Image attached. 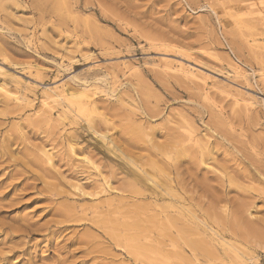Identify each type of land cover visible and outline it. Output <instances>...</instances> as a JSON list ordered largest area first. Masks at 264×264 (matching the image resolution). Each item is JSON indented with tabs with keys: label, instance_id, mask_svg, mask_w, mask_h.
<instances>
[{
	"label": "rangeland",
	"instance_id": "1",
	"mask_svg": "<svg viewBox=\"0 0 264 264\" xmlns=\"http://www.w3.org/2000/svg\"><path fill=\"white\" fill-rule=\"evenodd\" d=\"M1 84L0 264H156L125 247L174 202L136 168L264 264V0H0Z\"/></svg>",
	"mask_w": 264,
	"mask_h": 264
},
{
	"label": "bare ground",
	"instance_id": "2",
	"mask_svg": "<svg viewBox=\"0 0 264 264\" xmlns=\"http://www.w3.org/2000/svg\"><path fill=\"white\" fill-rule=\"evenodd\" d=\"M62 1V0H61ZM63 6V5H62ZM218 8H216L217 10ZM221 10V9H220ZM218 10V11H220ZM213 11V10H212ZM214 12V11H213ZM220 13V12H219ZM216 14V13H214ZM217 15V14H216ZM219 17V15H217ZM216 16V17H217ZM220 19V18H219ZM223 20V19H222ZM220 21V20H218ZM162 62V61H161ZM169 62V61H168ZM171 63V61H170ZM170 63H164L162 65V70L165 72H172V73H178L180 74V76L182 75L184 78L187 79H193L195 81H203V77H199V75L197 74V72L192 71V70H188L182 68V66L180 67H175L173 65H171ZM179 66V65H178ZM161 68V67H160ZM160 70V71H162ZM171 74V73H170ZM169 75V74H167ZM205 84V82H203ZM2 85V84H1ZM206 85V84H205ZM7 86V85H6ZM209 86V85H208ZM91 87V86H90ZM199 87V86H198ZM73 90V89H72ZM12 91V90H11ZM220 91V90H219ZM0 93L2 94V96L7 99L10 100L11 96H13V92L11 93L3 84L2 86H0ZM49 94H47L46 92V96L42 101V105L48 106L49 103L52 104H57L59 102H67V105L65 104V107H70L71 105V101L74 99L75 95L73 92H70L66 89H61L59 90H54L52 92H48ZM93 93V92H92ZM234 94V93H233ZM86 95V94H83ZM1 96V95H0ZM2 97V98H3ZM240 98V96H237ZM242 97V96H241ZM3 98V100H4ZM88 98V97H87ZM207 99V98H206ZM76 100V99H75ZM85 100V99H84ZM119 100V99H118ZM16 101V100H15ZM78 101V100H77ZM90 100H86L83 103H79V106L77 107V112L78 113H82V114H86V112L88 111V108L90 107ZM247 101V100H246ZM239 100H236V103H238ZM63 103V104H64ZM76 103V102H75ZM211 103V102H210ZM51 104V105H52ZM213 104V103H212ZM246 104V103H245ZM243 105V104H242ZM50 106V105H49ZM54 106V105H53ZM213 106V105H212ZM44 108V106H43ZM54 108V107H53ZM91 108V107H90ZM252 108V107H251ZM45 109V108H44ZM218 109V108H217ZM220 109V108H219ZM44 111V110H43ZM49 112V111H48ZM221 112V111H220ZM43 113V112H42ZM219 113V112H218ZM59 114V113H58ZM220 116V115H219ZM130 130H127L126 132H129L130 134H141L139 131L135 132L134 130H132L131 128H129ZM192 130V129H191ZM128 133V134H129ZM189 133V132H188ZM191 135V134H190ZM138 137V136H137ZM104 138V137H103ZM193 138V137H192ZM191 138V139H192ZM196 138V137H195ZM193 140V139H192ZM200 142V141H198ZM206 143H208L206 141ZM205 143V144H206ZM209 145V144H208ZM204 147V146H202ZM204 148L208 149L207 146H205ZM163 149V148H162ZM160 151V150H159ZM206 151V150H205ZM186 153V151H185ZM183 154V153H182ZM211 154V153H210ZM47 160H49V156L46 157ZM84 159V158H82ZM169 159V158H168ZM205 160V159H204ZM209 160V159H208ZM170 162H173V160L170 158L169 160ZM202 160H200L201 162ZM155 165V164H154ZM152 165V166H154ZM177 166V164L175 165V167ZM169 167V166H168ZM172 167V166H171ZM173 168V167H172ZM171 168V169H172ZM141 172V173H139ZM142 172L141 170L136 168V182H140V183H145L146 186H149L150 190L152 192L155 193V189L156 192L157 190H159L162 193H160V197H164V195L169 196V199L172 200L174 202L173 207H170L171 209H173V215H169L166 214L163 218H161V223H165V227L163 226V228H156L157 229V234L156 236H152L153 232L150 231L149 228L142 227L141 225H139L136 222V252L133 249H130L131 246H128L129 244H126L127 247H125V249L128 250V252L130 254H136L138 255V249H144V248H149V252L152 254V259L155 261L156 264H191L193 262H197L198 258H204L203 262L205 264L211 263L210 261L213 260L214 258H218V257H214V255H216L217 252V247L215 246V244L219 245V247L221 249H219L222 252H225V255H229L227 253H232L233 255H235V257L237 258L236 260H239L241 264H249L251 263L250 259H243L242 257H238L236 247L233 244H230L229 242L224 241V237L220 236L218 238V236H216L217 238H215L216 233H211V228L208 227L204 222H200L199 219H197L198 215H193L194 213L189 212V210L185 207L186 205H188V203H185V199L182 198L178 191L180 190H174L173 186L175 187V183H173L174 185L171 186V184H167V185H162L161 183L158 185L157 183H153L151 180H149V178L144 175V178H142ZM164 179V178H163ZM166 179V177H165ZM174 180V179H173ZM150 181L152 183H150ZM172 182V181H171ZM164 183V182H163ZM168 183V181H167ZM109 184V183H108ZM106 181H105V184ZM111 185V184H110ZM142 185V184H141ZM144 185V184H143ZM138 186V185H137ZM178 186V183H177ZM180 186V185H179ZM178 186V188H179ZM181 187V186H180ZM107 188V187H106ZM111 188V187H110ZM146 188V187H145ZM186 188V187H185ZM137 189V188H136ZM141 190H143L140 187ZM181 189V188H180ZM183 189V188H182ZM106 191V189H104ZM108 190V189H107ZM110 190V189H109ZM139 190V189H138ZM138 190L136 191L137 194H142V192L139 190L140 193H138ZM147 190V189H146ZM150 191V192H151ZM186 194L185 189L183 190ZM151 192V193H152ZM152 193V194H154ZM162 194V195H161ZM164 194V195H163ZM143 195V194H142ZM187 195V194H186ZM158 196V195H157ZM165 196V197H166ZM147 197V196H146ZM186 197V196H185ZM154 198V197H153ZM189 198V197H188ZM158 199V198H157ZM147 200V199H146ZM156 200V197L155 199ZM162 200V198H161ZM189 200V199H188ZM166 201V198H165ZM171 201V204H172ZM157 202V201H156ZM159 202V200H158ZM167 202V201H166ZM170 202V201H169ZM187 202V201H186ZM189 202V201H188ZM111 203V202H110ZM152 203V201H151ZM155 203V202H154ZM164 203V202H163ZM162 204V202H161ZM109 206L112 204H108ZM157 206V205H156ZM172 206V205H171ZM192 206V205H191ZM158 207H160V205H158ZM165 208V207H164ZM162 207V209H164ZM169 208V210H171ZM194 208V207H193ZM196 209H194L195 211ZM193 211V212H194ZM164 212V211H163ZM168 212V211H167ZM166 212V213H167ZM197 212V211H196ZM172 214V213H171ZM199 214V213H198ZM250 214V213H249ZM203 217V215H201ZM200 216V217H201ZM215 216V215H214ZM250 216H252L250 214ZM199 217V218H200ZM225 218V217H224ZM218 219V218H217ZM222 219V218H221ZM228 219V218H227ZM201 220V219H200ZM223 220V219H222ZM213 221V220H212ZM218 221V220H217ZM212 223L213 222H208ZM227 223V222H225ZM113 224H116V226L119 225V221L116 220L114 221ZM201 224H203L202 228ZM160 225V224H159ZM215 225V224H214ZM228 225V224H227ZM114 226V225H113ZM141 226V227H140ZM210 226V225H209ZM251 226V227H250ZM254 226V225H253ZM251 224L247 225V227L252 228L253 227ZM217 227V226H216ZM113 228V227H112ZM219 229V227H217ZM222 228V227H220ZM255 228V226H254ZM214 229V228H213ZM216 229V228H215ZM166 230V231H165ZM217 230V229H216ZM208 231L211 234H208ZM213 232V231H212ZM217 233H219L217 231ZM117 237H119V234L117 233ZM218 250V251H219ZM186 252L189 254L188 256H185ZM213 255V256H212ZM212 258H211V257ZM230 256V255H229ZM214 257V258H213ZM211 258V260H210ZM220 258V257H219ZM218 260V259H217ZM222 260V259H221ZM249 262V263H248ZM135 264V263H132Z\"/></svg>",
	"mask_w": 264,
	"mask_h": 264
}]
</instances>
